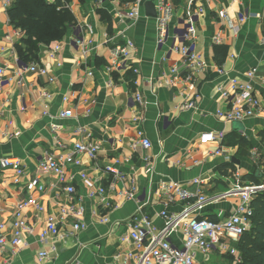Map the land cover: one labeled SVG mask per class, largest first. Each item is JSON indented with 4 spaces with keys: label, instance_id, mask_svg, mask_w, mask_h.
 <instances>
[{
    "label": "crops",
    "instance_id": "crops-1",
    "mask_svg": "<svg viewBox=\"0 0 264 264\" xmlns=\"http://www.w3.org/2000/svg\"><path fill=\"white\" fill-rule=\"evenodd\" d=\"M170 1L174 8L173 33L194 14L197 3ZM202 1L204 12L196 18L197 52L206 61L207 70L182 81L177 87L161 82L163 74L180 61V56L170 52L171 39L162 49L157 48V21L145 15L144 6L138 20L123 22L115 13V9H122L123 5L119 0L109 1L101 10L110 18V24L97 12L96 0H68L74 25L67 31L65 44L54 54L52 50L58 41L41 46L38 58L27 62L16 51L25 32L23 37L8 42L6 37L13 34L16 27L10 23L8 10L0 9V47L4 49L0 53V66L6 71L3 82L0 81V159L20 158L33 173L41 156L54 147L55 135L64 144V153L77 141H103L97 159L83 155V164L70 168L77 195L86 209V228L68 235L72 228L67 221L61 228L64 233L49 240V244H42L39 236L46 216L57 213L54 192L42 194L36 189L29 192L24 183H14L12 168L0 167V223L7 224L8 230L4 233L8 239L13 234L14 212L21 200L31 194L46 207L45 213L37 212L32 206L24 211L33 230L24 231L21 248L10 243L3 248L0 264H135L132 257L137 253L136 247L125 238L140 208L153 225L162 227L164 219L160 214L163 210L177 213L186 204V201L168 203L161 188L171 182H179L190 193H201L208 199L200 211L202 217L221 220L240 204L238 195L227 193L235 186L245 187L255 170L252 168L261 163L264 111L237 123L218 118L217 111L228 106L217 85L226 82L228 77L244 79L253 68H257L259 77H264V0H236L230 6L233 22L239 27L237 32L218 19V13L227 8L230 1ZM242 9L247 11L249 19L238 23ZM87 24L92 25V33ZM78 35L93 41L86 55L69 43ZM108 36L114 37L113 42H108ZM215 36L219 37V42L213 40ZM128 39L135 44L128 69L109 73L106 67L113 61L111 48L125 45ZM216 45L228 46L221 63L215 58ZM32 62L46 67L55 80L50 82V76L28 71L19 83L21 76L16 72ZM219 66L226 74L218 73ZM255 88L264 105V83L259 78ZM43 90L50 92L52 98L43 102L40 96ZM136 91H141L147 102L142 109L127 105L129 96ZM196 94L199 99L195 108H178L181 102ZM65 96H68L66 102L63 101ZM43 104L48 105V114ZM67 109L73 111V117L59 119V113ZM136 115L142 116L138 122H135ZM53 124L61 127L54 130ZM137 128L143 129L151 140L150 149H131L132 141L137 139ZM208 131L225 132L223 155L212 154L216 144L203 146L198 142V136ZM118 158L121 162L117 168L127 178L117 181L116 189L110 194L116 197L118 192L128 189L131 175L136 179L138 194L134 199L123 200L116 209L102 212L97 200L89 198L88 192L98 185L108 188L112 176L106 172V166L114 164ZM81 172L87 174L88 181L80 177ZM50 182L53 178L47 180V184ZM196 198L191 200L196 201ZM101 215H106L108 222L101 223ZM52 245L56 250L41 262L38 252L43 248L49 250ZM234 245L238 247V242ZM223 253H195V264H234V258Z\"/></svg>",
    "mask_w": 264,
    "mask_h": 264
},
{
    "label": "built area",
    "instance_id": "built-area-1",
    "mask_svg": "<svg viewBox=\"0 0 264 264\" xmlns=\"http://www.w3.org/2000/svg\"><path fill=\"white\" fill-rule=\"evenodd\" d=\"M49 3H56L58 0H46ZM63 6L59 7L71 9L70 3L61 0ZM146 0H136L127 3L122 9H115L116 15L124 22L126 20L132 23L141 16V11ZM197 3L194 14L184 21L183 27L174 29L171 33V23L174 15V8L170 0H156L157 17V48L162 49L163 46L171 39L172 45L170 52L180 56V61L175 64L168 73L162 76V84L169 87H177L182 81L189 80L194 75L206 72L207 63L197 52V27L196 18L204 12V4L202 0H191ZM209 1V0H206ZM230 5L223 8L218 13V19L224 25L229 26L238 31V25L233 22L230 6L236 0H228ZM15 0H0V9L7 11ZM109 0H96V8H105ZM121 4V3H120ZM123 5V4H122ZM249 19L247 11H240L238 14V23H244ZM89 32H93L91 24H87ZM23 37V30L14 28L13 34L8 35L7 41L12 43L16 39ZM108 42H113L114 37L108 36ZM215 42H219V37L213 38ZM65 39L58 41L52 53L61 50L65 44ZM69 43L80 48L83 54H87L92 47L93 41L84 39V36H76L69 40ZM114 45V44H113ZM135 44L132 40H127L125 45H115L111 48L113 61L107 65L106 70L125 71L128 69L129 58ZM4 49L0 47V53ZM165 60V56L163 57ZM37 72L40 75L50 76L49 81L53 82L55 77L51 75L46 67H40L36 62L24 65L18 69L16 74L21 76L19 83H22V75L25 72ZM219 74H226L225 70L219 66L217 68ZM5 68L0 66V81L3 82L5 76ZM136 73H138L135 70ZM90 74H92L90 72ZM260 79L264 83V77L258 76L257 68L249 70L244 79L240 77H228L227 81L217 85L218 91L228 108L218 110L216 116L227 122L243 121L244 119L253 117L264 111V105L255 88L256 79ZM11 80V78H9ZM112 86V82L109 83ZM42 101L52 98V94L46 90L40 93ZM198 94L195 97L187 98L178 106L179 109H193L196 107ZM63 101H68V96L63 97ZM87 102V101H85ZM147 104L141 91L133 92L128 99L127 105L130 108L142 109ZM45 114H48V105L43 104ZM22 109H25L23 106ZM90 112V111H88ZM73 117L71 109L62 110L58 118L67 119ZM141 115L135 116V122L140 121ZM58 124H53L54 130L60 128ZM82 132V129L78 130ZM90 138L91 134L88 135ZM226 134L224 131H208L198 136V142L205 146L216 144L217 148L212 152L213 155H223L224 140ZM53 146L51 151H46L40 158L36 171L31 173L25 163L17 157H3L0 159V167L3 169L12 168L15 171L14 183L17 185L25 184L29 192L38 190L44 194L48 191L54 192L53 198L57 199V213H50L44 219V227L40 232V241L42 244H49V240L60 236L61 228L65 222L71 223V231L68 235L76 233L86 228L84 223L85 206L82 198L79 199L75 186V177L70 173V168L81 166L83 164L82 156L86 155L90 159L98 158L103 141H77L73 148L64 153L62 150L64 144L57 135L53 137ZM131 149L137 151L138 148L144 150L152 147L151 140L145 135L141 128H137V139L132 141ZM130 159V158H129ZM121 159H115L114 164L106 166V172L112 176V182L108 188L98 185L94 190L88 192L89 198L97 200L99 210L110 212L120 206L123 200H131L137 197L138 187L136 179L130 176V187L117 193L116 197H112L110 191H114L117 181L125 180L126 174L117 168ZM80 177L88 181L86 173L81 172ZM53 178V182L47 184L48 179ZM202 183V180H197ZM166 193L168 203H176L186 201L185 206L180 212L169 213L167 210L161 212L164 219V225L157 227L153 225L148 216L140 211L132 218L131 232L125 238L131 241L136 247L137 253L132 257L135 264H195V253L209 255L211 253L224 252L234 258V264L241 259L239 248L233 243L239 242L241 236L250 230L252 226L251 217L253 215L252 196L255 192L264 190V184L260 186H235L229 190L227 195H238L240 204L227 217L221 220H212L200 215L207 198L203 194L194 195L190 193L179 182H171L161 188ZM226 195V196H227ZM196 201H192L196 197ZM34 207L37 212L45 213L46 207L33 197L31 194L21 200L14 212V219L11 225L12 236L8 239L4 233L8 230L7 224L0 223V253L3 248L10 243L13 247L21 248L23 244L22 237L24 231L32 232L33 227L27 220L25 210L28 207ZM101 223L108 222L106 215H101ZM27 243L25 242L24 245ZM56 250L55 245L47 249H41L38 252L39 260L45 261L50 258V253ZM223 253V254H224Z\"/></svg>",
    "mask_w": 264,
    "mask_h": 264
},
{
    "label": "trees",
    "instance_id": "trees-1",
    "mask_svg": "<svg viewBox=\"0 0 264 264\" xmlns=\"http://www.w3.org/2000/svg\"><path fill=\"white\" fill-rule=\"evenodd\" d=\"M119 1L121 4H127L135 0ZM61 6V0L56 3L46 0H15L8 9L10 23L22 29L26 35L22 43L16 45V51L23 61L37 59L41 46H49L65 38L68 29L74 24V16L68 8L59 9ZM97 12L111 24L110 18L105 17L106 14L101 8H98ZM110 30L111 28L109 32ZM227 51V45L215 46V58L218 63L224 60ZM262 138L264 141V132ZM260 155V167L249 176L253 182L264 184V149L260 151ZM252 208V226L238 242L241 259L237 264H264V190L254 193Z\"/></svg>",
    "mask_w": 264,
    "mask_h": 264
},
{
    "label": "water",
    "instance_id": "water-1",
    "mask_svg": "<svg viewBox=\"0 0 264 264\" xmlns=\"http://www.w3.org/2000/svg\"><path fill=\"white\" fill-rule=\"evenodd\" d=\"M144 11L147 17L156 18L157 17L156 0H146L144 2ZM237 122L235 121V123Z\"/></svg>",
    "mask_w": 264,
    "mask_h": 264
},
{
    "label": "rangeland",
    "instance_id": "rangeland-1",
    "mask_svg": "<svg viewBox=\"0 0 264 264\" xmlns=\"http://www.w3.org/2000/svg\"><path fill=\"white\" fill-rule=\"evenodd\" d=\"M124 5H125V4H123V7H125ZM72 25H74V24H72ZM72 25H71V26H72ZM71 26H70V27H71ZM64 39H65V38H64ZM255 166H256V167H253V168H252V169H255L252 173H255L256 169L260 167V165H255ZM250 181H252L251 178L248 179L246 186H260V185H261V183H260V184H257V183H255V182H253V181H252V183H251ZM246 186H245V187H246Z\"/></svg>",
    "mask_w": 264,
    "mask_h": 264
}]
</instances>
